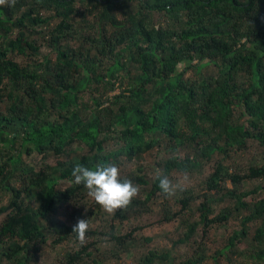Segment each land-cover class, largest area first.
Returning a JSON list of instances; mask_svg holds the SVG:
<instances>
[{
    "label": "trees",
    "instance_id": "1",
    "mask_svg": "<svg viewBox=\"0 0 264 264\" xmlns=\"http://www.w3.org/2000/svg\"><path fill=\"white\" fill-rule=\"evenodd\" d=\"M53 20L50 50L42 60L22 65L11 58L40 54L45 43L37 40V29ZM76 39L80 45L71 46ZM116 89L120 92L108 98ZM252 140L264 146V0H15L0 5V189L9 194L0 208V264H29L48 236L55 244L79 242L72 233L77 221L56 218L59 198L75 207V195L87 192L71 177L76 163L94 169L157 148L171 154L158 164L168 176L206 166L218 152H244ZM110 141L115 148L105 147ZM16 142L30 145L28 153L56 158L75 145L87 151L57 161L56 171L47 166L35 172L21 165L20 152L13 154ZM188 149L192 153L181 160L179 150ZM13 180L26 187L10 186ZM59 180L69 186L56 191ZM254 180L263 184L240 191ZM134 181L144 193L150 188L144 202L133 200L114 219L125 221L123 210L145 206L157 193L164 196L156 175ZM203 188L204 194L183 191L179 211L164 214L161 222L176 221L201 200L195 208L199 221L180 223L185 228L180 243H185L198 228L205 233L210 225L228 221L232 210L222 208L214 217L215 208L224 200L234 202V211L246 215L227 248L238 252L237 246L250 240V225L257 224L246 259L264 264V197L244 200L256 192L264 195V166L236 165L229 172L216 161ZM27 189L36 209L23 199ZM113 230L112 225L109 235L88 230L63 264L89 259L98 264L96 235L123 251L132 246L135 231L116 237ZM167 258L149 252L140 264Z\"/></svg>",
    "mask_w": 264,
    "mask_h": 264
},
{
    "label": "rangeland",
    "instance_id": "2",
    "mask_svg": "<svg viewBox=\"0 0 264 264\" xmlns=\"http://www.w3.org/2000/svg\"><path fill=\"white\" fill-rule=\"evenodd\" d=\"M42 16L47 14L41 13ZM56 24V20L50 21L48 25H43L37 29L39 42H44L45 46L41 49L40 54L30 59L28 57H17L10 55L17 63L24 65L26 62H36L42 60V58L49 53L50 37L53 26ZM71 46L76 47L80 45V42L76 39L70 43ZM54 57H51L52 60ZM189 76V73H187ZM120 89L108 92L106 95L108 98L118 94ZM100 93L95 96L98 97ZM85 100H88L87 98ZM89 102V101H88ZM90 104V102H89ZM235 117L239 116V113L234 111ZM243 120V119H242ZM241 120V121H242ZM30 145H21L20 142L14 144L13 154H19L21 158V165L25 166L28 170L35 172L44 171L45 167H49L52 170H57V161H66L68 159L79 158L80 155L86 154V148L75 145L67 150L66 156L54 157L52 154L43 156L36 152H27V147ZM107 149L115 148L112 141L105 145ZM161 149V148H160ZM188 152L191 154L192 150H179L178 156L182 160L187 156ZM169 152L158 153L157 148H153L150 151L138 153L133 156L131 161H128L124 156H121L118 161V167L120 169L121 179L127 178L137 185L140 189L139 194L133 198V200L143 201L145 199L144 194L150 190V188H144L134 181L136 176H143L148 180H152L158 168V164L161 159L170 157ZM223 157L227 158L223 160ZM216 161H223L224 167L229 172H234L235 166L240 165L243 169H246L249 165L264 166V146H261L258 141L252 140L248 148L244 152L238 154L230 152H218L213 155V160L206 166L195 169L191 172H172L168 177L174 182L178 179L183 180L185 183V190H191L193 192L204 194L203 183L206 177L213 171V166ZM116 164V163H115ZM48 173V172H47ZM51 174V173H50ZM18 177V176H17ZM229 189L232 186L227 180ZM262 180L247 181L241 186V192L251 191L256 185H262ZM24 186L20 180V183L16 184L13 180L10 186ZM69 186L66 181H57L55 183V190H65ZM183 190V191H185ZM183 191L177 192L172 197H165L162 194H155L145 206H133L128 210H123L122 215L126 218L125 221L120 219H114V213H107L99 204H97L87 192L77 193L73 199L72 207L71 203L64 201L62 198L58 204V212L56 214L57 220L65 223H73L78 219L89 220V230L99 234L100 232L109 235L110 226L114 227V236L124 235L135 231L132 236V246L126 251L120 250L115 243L110 242L107 237H96L93 239V244L98 245L99 252L94 253L93 257L98 264H140L143 258L149 253L155 255L167 254L168 258L164 262L154 260L152 264H185L187 262H197L199 264H251L246 259V251L250 247L251 237L253 230L257 224L250 225L248 240L243 244H240L235 249L227 248V240L240 226V218L246 215V211H234V202H228L224 200V203L219 204L215 208L214 217H218L221 214L222 208H229L232 210L228 221L223 223H214L209 226L208 230L202 232L198 228L193 237L187 240L185 243H180L184 238L185 228L180 226L182 224H193L199 221V214L196 212V206L201 202L197 200L191 203L189 213L184 214L176 221L170 223H163L161 219L164 214L168 216L177 213L180 209L179 199L183 195ZM219 197V195H215ZM262 192H256L254 195L245 197V201L251 203L257 199L263 198ZM23 199L26 204H30L33 209H36L37 203L33 198V192L27 189V192L23 195ZM9 200V194L0 189V208L5 207ZM132 200V202H133ZM131 202V203H132ZM132 205V204H130ZM129 207V206H128ZM4 219V215H0V223ZM1 225V224H0ZM80 242H75L73 239H69L63 244H55L53 239L49 236L46 239V243L36 247V251L32 254V258L29 264H63L65 257L68 254L74 253L80 247ZM4 246H0V256L2 254ZM33 251H30L32 253ZM7 264V263H1ZM84 264H91V259L87 260ZM253 264V263H252Z\"/></svg>",
    "mask_w": 264,
    "mask_h": 264
},
{
    "label": "clouds",
    "instance_id": "3",
    "mask_svg": "<svg viewBox=\"0 0 264 264\" xmlns=\"http://www.w3.org/2000/svg\"><path fill=\"white\" fill-rule=\"evenodd\" d=\"M13 4L15 0H0V5ZM71 177L75 184H83L87 194L107 213H114L120 209H126L139 194V187L132 180L121 179L120 169L117 164L109 163L103 166L97 165L94 169L82 163H76L71 171ZM156 179L165 197H172L179 191L185 190L183 180H171L160 170L156 172ZM89 230V220L78 219L72 227L81 244L86 240Z\"/></svg>",
    "mask_w": 264,
    "mask_h": 264
}]
</instances>
